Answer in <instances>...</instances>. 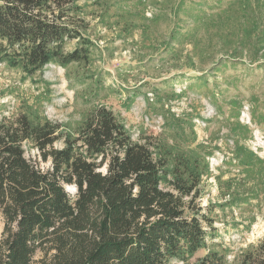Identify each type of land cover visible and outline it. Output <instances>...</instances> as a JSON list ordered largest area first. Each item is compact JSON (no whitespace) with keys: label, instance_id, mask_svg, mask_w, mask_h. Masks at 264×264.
<instances>
[{"label":"trees","instance_id":"16d2710c","mask_svg":"<svg viewBox=\"0 0 264 264\" xmlns=\"http://www.w3.org/2000/svg\"><path fill=\"white\" fill-rule=\"evenodd\" d=\"M80 1L0 0V64L33 77L49 65L90 62L97 44L87 36ZM208 1L180 0L171 6L174 16L184 14L195 23L186 34L174 26L172 51L185 40L193 44L188 68L195 69L194 59L203 58L207 49L197 36L203 31L207 42L222 37L220 50L227 53L212 65L215 74L250 70L256 63L264 70V0ZM71 42L76 46L67 51ZM193 77L186 79L188 89L209 87L205 74ZM135 92L128 94L126 109L135 102ZM228 107L236 124L230 129L234 146L223 166L238 168L243 177L223 180L225 172L215 177L221 207L255 199L264 203V159L246 145L251 132L240 123L243 102L234 99ZM250 111L252 122L264 126V114H258L254 102ZM162 113L161 135L140 141L105 104L89 110L76 126L55 123L42 106L29 103L12 118L1 119L0 215L5 226L0 264H36L39 253L45 255L38 264H264V238L232 262L227 253L212 249L191 262L213 235L211 219L195 203L204 178L213 176V150L204 144L192 147L197 138L193 118L170 109ZM27 147L51 167L43 170L27 158ZM72 185L74 196L65 188Z\"/></svg>","mask_w":264,"mask_h":264},{"label":"rangeland","instance_id":"374dc122","mask_svg":"<svg viewBox=\"0 0 264 264\" xmlns=\"http://www.w3.org/2000/svg\"><path fill=\"white\" fill-rule=\"evenodd\" d=\"M179 1H80L84 9L82 18L88 24L87 36L97 44L90 62L71 64L68 68L49 65L33 77L0 64V120L12 118L29 103L42 106L45 115L55 123L76 126L89 110L105 104L124 122L133 140L140 141L147 135H161L164 110L193 118L197 138L192 147L204 144L213 150L210 158L213 176L204 178L195 200L211 219V225L206 226L213 235L207 249L198 252L191 262L211 249L227 253V259L232 262L248 246L264 238V203L255 199L249 205L222 208L224 200L220 198L221 190L215 177L223 172V180L243 177L238 168L233 166L231 171H226L223 166L234 146L230 129L236 124V118L228 107L231 100L243 102L240 123L248 126L251 132L246 145L264 159V126L252 122L250 115V102H254L258 114H264V70L256 63L250 70L236 67L227 69L225 74H215L212 65L227 53L220 50L222 37L219 42H207L203 31L197 36L207 49L203 58L194 59L195 69H189L188 54L194 45L185 40L182 46L175 45L177 52L174 53L170 44L169 36L174 26L183 34L195 26L184 14L174 16L171 12L174 10L171 6ZM75 46L76 42L69 43L67 51ZM203 74L209 78V87L187 88L190 84L187 78ZM226 80L237 83L228 86ZM212 90L216 99L211 95ZM132 91H137L136 100L126 109V99ZM218 99L222 110L215 106ZM189 131L187 128V138ZM26 149L27 158L41 169L51 167V162L41 160L37 150ZM65 188L71 196L77 193L74 185ZM4 226L0 215V242ZM44 255L39 253L35 263L38 264ZM170 264L183 263L173 261Z\"/></svg>","mask_w":264,"mask_h":264},{"label":"water","instance_id":"95a60500","mask_svg":"<svg viewBox=\"0 0 264 264\" xmlns=\"http://www.w3.org/2000/svg\"><path fill=\"white\" fill-rule=\"evenodd\" d=\"M68 187V186H67Z\"/></svg>","mask_w":264,"mask_h":264}]
</instances>
